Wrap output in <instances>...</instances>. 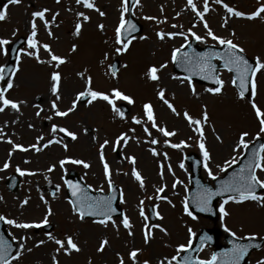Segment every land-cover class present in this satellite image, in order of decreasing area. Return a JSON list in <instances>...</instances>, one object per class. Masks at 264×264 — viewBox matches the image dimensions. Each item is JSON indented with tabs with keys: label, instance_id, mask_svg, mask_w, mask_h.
Wrapping results in <instances>:
<instances>
[{
	"label": "rangeland",
	"instance_id": "1",
	"mask_svg": "<svg viewBox=\"0 0 264 264\" xmlns=\"http://www.w3.org/2000/svg\"><path fill=\"white\" fill-rule=\"evenodd\" d=\"M90 2L95 5L94 8H85L82 3L77 4L76 0H21L19 4L8 5L7 18L0 21V39L9 41L7 45L0 47V66L4 67L7 63L9 45L21 36L27 38L16 61L18 70L15 69V75L9 77L13 79V87L5 93L8 99L22 103L19 104V111L7 107L0 112V129L3 131V139H0L2 169L0 215L17 223H40L50 207L51 215L47 219L53 226L52 230L47 232L43 230V225L39 228L20 229L6 223V228L17 247L15 253L19 250L21 237L26 238L23 241L25 249H31L30 252L23 251L19 259L10 260V264H54L53 257L55 264H120L121 259L123 264H144V261H148L149 264H160L162 260L168 264L173 256L177 258L183 252H178L179 245H188L189 239L192 243L204 227L221 228L223 242L225 235L231 233L242 239L252 234L256 238H263L264 205L256 201L249 200L243 203L229 201L224 205L228 215L223 220L219 217L215 225L210 219L205 217L192 219L184 212L190 188L188 176L190 170L185 162V155L190 152L196 153L203 161L204 179L212 181L213 178L204 168L205 161L199 148L200 134L194 130V126L188 124L183 113L186 111L194 119H200L203 111H207L208 121L202 122L203 142L211 156L207 163L214 177L223 175L226 169L236 164H232L231 160L235 158L237 162L246 150L243 147H236L242 132L248 133L245 137L247 144L258 137H264V133L260 132L259 119L251 107V101L254 100L264 112V71L256 75L255 97L251 95L250 98H241L235 84L232 83V75L225 70L220 71V78L224 81L220 94L213 95L206 91L211 86L191 80V87L195 88L194 94L187 81L181 83L186 76L176 73L173 69L172 52L186 44L184 38L166 36L161 40L157 33L184 32L188 35V29H191L204 37L203 41H198L200 45H220L207 36V30L204 28L206 21L215 35L232 40L244 49L247 56L255 60L259 57L264 62V13L249 20L231 16L223 7L226 3L235 10L251 13L264 5V0H223L221 4L209 0V11L205 13L204 21L187 6V0H139L134 5L132 13L134 19L142 25V31L134 36L136 38L122 53L116 52V48L121 45L116 43L115 33L120 21L122 0ZM1 3L3 7L2 0ZM194 3L197 10H203V0H194ZM44 9L48 10L45 12L44 20L35 19L34 39L37 42L40 60L45 61L38 63L34 57L23 54V51H36L28 48V37L32 31V13ZM100 12L104 15L101 16ZM78 13H83L89 19L84 20L77 15ZM124 18L127 21L128 12L124 13ZM225 19L227 24H224ZM78 22L81 29L79 35H76L75 25ZM99 25H103V29L98 27ZM190 39L192 37L189 35L188 41ZM44 44L50 46L52 54L64 58L65 63L58 68L55 62L47 63L50 56L42 47ZM73 45H76L75 51L72 50ZM115 60H118L120 65L119 72L113 77L110 66ZM162 64L166 66L160 68ZM153 66L159 69L157 72L159 79L156 81L148 79L147 76L149 68ZM53 71H59L61 74L60 100L57 101L61 111H66L76 94L85 90L88 77H91L93 90L111 95L112 89H118L124 95L130 96L134 103L114 99V104L120 111L121 105L128 108L123 118L116 115L106 101L99 99L92 104L80 101L76 109L67 116H55L51 108V103L55 100L51 93L50 81V74ZM78 73H83V76ZM7 80L0 79V89L7 86ZM161 88L165 90V98L174 105L179 115L174 114L158 98L157 92ZM145 103L152 105L157 125L175 132L174 136L164 137L157 129L151 127V123L144 115ZM49 116L52 118L48 119ZM133 117L140 119L141 124H136ZM52 125L76 133L77 139L72 140L64 133L57 132L55 140L60 143L42 147L49 139H53ZM145 127L149 130L147 133L144 131ZM122 133L128 137L127 143L115 144L116 138ZM41 136L43 140L37 144V138ZM9 139L28 150L12 151V145L7 143ZM152 139H156L158 143L151 144ZM165 139L169 144L164 143ZM105 140L109 143L105 145L103 153L110 168L111 180L123 192L121 207L124 214L112 219L115 227L111 221L107 226L91 219L81 221L69 203L64 181L69 171L73 169L92 189L108 191V182L104 178L103 164L99 157L100 145ZM181 141L187 146L182 145L180 148L170 146ZM32 144L41 147V151L37 152L30 148L29 145ZM64 145H67L66 149ZM153 148L158 155L152 154ZM128 157H134L135 163H131ZM66 158L82 160L89 167L85 168L82 164L71 162H66L61 167L59 161ZM5 161L9 163L7 169H3ZM226 161L229 162L228 165L225 164ZM181 164L183 168L180 167ZM53 165L55 167L49 172L48 168ZM17 167L34 172L35 175L21 176L16 171ZM133 167L143 178V188L132 176ZM14 172L21 178L17 192H11L5 184ZM256 172L257 176L264 180V172L259 169ZM177 181L179 183H176ZM173 183H176L175 188L172 187ZM162 186L165 187V191L159 195L166 196L167 200L157 198L156 189ZM52 190L55 191L54 195ZM260 195L264 196V191ZM149 197L152 199H148ZM25 199L28 202L22 206L21 202ZM141 200L145 215L148 217L147 221L140 216ZM223 201L219 202V206ZM150 207L154 208L162 219L157 216L154 220L150 219ZM124 215H127L132 225L131 235L121 224ZM146 222L149 226L158 224L166 230L153 228L147 244L143 235ZM225 227L229 231L226 232ZM188 229L195 235L190 237ZM48 233L61 241L72 237L80 250L72 251L70 254L63 250L57 252L58 245L54 240H49ZM102 240H107L108 243L102 252H98ZM39 241L44 243L39 244ZM135 249H139V252L133 261L129 253ZM211 254L212 248L206 246L199 253V257L205 259ZM262 258L264 247L251 255L249 264H256L257 260ZM171 264H178L177 259Z\"/></svg>",
	"mask_w": 264,
	"mask_h": 264
},
{
	"label": "snow or ice",
	"instance_id": "2",
	"mask_svg": "<svg viewBox=\"0 0 264 264\" xmlns=\"http://www.w3.org/2000/svg\"><path fill=\"white\" fill-rule=\"evenodd\" d=\"M21 0H7V3L3 5V7H0V21H4L7 18V8L8 5H13V4H19ZM139 0H133V4L135 5L138 3ZM77 4H83L85 8H94L95 5L90 2V0H76ZM216 4H221L223 3V0H215ZM203 10L199 11L197 10V5L194 3V0H187V6L191 8V10L195 13V15L201 20L204 21V16L205 13L209 11V0H203ZM223 7L226 9L227 13L231 16L235 17H240V18H246L249 20L255 19L261 15V13H264V5H261L258 7L255 11L251 13H244L238 10L233 9L230 7L228 4L224 3ZM99 11V9H96ZM47 9L41 10V11H36L32 13L33 17V22H32V31L30 36L28 37V48L36 51H23V54L28 55L29 57H34L38 63H45V61L40 60V57L38 55V46L37 42L35 41L34 37L36 36V24H35V19L39 18L41 20H44L45 12H47ZM128 11L127 7V0H122V11L120 15V21L119 24L117 25L115 29L116 33V43L118 45H121L120 47L116 48L117 53H122L126 51L131 43L132 40H134L136 37L132 36L130 37L127 41H122V32L125 30V25L127 24L129 28L134 29V25L130 24V22H127L124 18V13ZM101 16L104 15L103 12L99 13ZM78 16L83 17L84 20H88L89 17L84 16L83 13H78ZM179 15V14H178ZM145 19H155L154 17H145ZM47 26V22H45ZM224 24H227V19H225ZM223 26V25H222ZM101 29H103V25H99ZM173 27H177L176 25H173ZM204 28L207 30L206 34L208 37H210L213 41L218 42L220 45H225L226 46V51L223 55L219 54H212V55H217V58L221 59L224 61V67L227 68L229 71H235L237 73V76L233 78L232 83L236 84L237 79H239V96L241 98H244L245 92L248 91L247 85L250 83L251 84V95L252 97H255L257 94V85H256V75L260 71H264V62L260 60L259 57L256 58L255 60V65L254 67L248 63V61L245 59L243 52L244 49L240 48L237 44H235L232 40H226L222 37H219L215 35L212 30L209 28L208 24L206 21H204ZM81 29V24L78 22L75 25V34L79 35ZM49 35L51 33L49 32ZM189 35L194 38L197 41H203L204 37H201L197 35L195 32H193L191 29H188V35H186L184 32H171V33H164V32H158L157 36L159 39L163 40L167 36L168 38H172L175 36H181L184 38L185 43L188 41ZM140 39H145V37H140ZM9 41L5 39H0V47L7 45ZM45 51L49 53L50 60L47 61V63L51 64L55 62V66L58 68L61 64L65 63L64 58L57 56L55 54H52L50 46L47 44H44L42 46ZM183 47V45H181ZM76 45H73L72 50L75 51ZM180 53V48L174 49L172 52V59L175 61L177 58V54ZM184 59L188 61L190 65V70H194L197 74H204L203 78L204 79H213L214 83L216 84V87H210L207 88L206 91L213 94V95H218L222 92L224 81L221 80L218 76H212L211 73L213 72L214 66L211 64V55L210 54H194L193 56H189L188 53L184 54ZM166 65L162 64L160 65V68H164ZM249 69H251V74L249 78ZM18 70V68L16 69ZM10 73V76L15 75V71ZM110 71L111 75L113 77L116 76V71L112 66H110ZM159 69H157L155 66L149 68L147 76L148 79L152 81H156L159 79L157 72ZM78 75L83 76V73H78ZM0 79H4V74H3V66H0ZM178 79V77H177ZM50 81H51V93L53 96H55V100L52 101L51 103V108L54 110L53 114L58 117H65L69 113L73 112L78 103L82 100H84L86 97L87 103L92 104L96 100H103L106 101L109 105L112 106V110L116 115L120 116L123 118L124 113L121 112L118 108H116L114 104V99H122L127 101L129 104L134 103V100L127 95H124L122 92H120L118 89H112L111 95L108 93L100 92L93 90L91 87V77H88L86 80V87L84 91L78 92L75 96V99L72 100L71 106L67 108L66 111H61L59 110L57 106V101L60 100V95H59V86L61 82V74L59 71H53L50 74ZM187 81L189 83V86L191 87V75L184 77L181 80V83H184ZM13 87V79L9 78L7 80V86L3 89H0V112H3L5 108L11 107L12 109L19 111V104L22 102H17L11 99H8L5 95V93ZM192 92L195 94V88L191 87ZM158 98L170 109L174 114L179 115L177 113L176 108L172 103L169 102L168 99L165 98V90L161 88L157 92ZM251 107L255 111L256 117L259 119L260 123V132L264 133V112L261 111V109L257 106V104L253 101H251ZM143 111L144 115L147 119L148 122L151 123V127L154 129H157L164 137H171L175 135V132L173 131H168L164 127H159L155 121V115L152 109V105L150 103H145L143 105ZM37 115H39V112H37ZM184 119L188 122L190 126H194V130L200 134V141H199V148L200 151L203 154L204 157V168L207 171V174L215 179L213 176V173L211 169L208 167V161L211 159L210 153L207 151L205 144L203 142V129H202V122L207 123L208 121V114L207 111L204 110L202 113V116L200 119H194L192 116L188 114V112L183 113ZM52 117L49 116L48 119H51ZM133 121L136 124H141V120L137 119L136 117H133ZM31 127V125H29ZM144 131L147 133L149 130L147 127L144 128ZM51 132L53 133V139H49L46 144H44L42 147H48L49 145L53 143H60V141L55 140V133L61 132L64 133L66 136L71 137L72 140H76L77 136L76 133L69 131L66 128L63 127H58L57 125H52ZM150 135V133H149ZM248 135L247 132H242L240 134L239 138V143L236 145L237 148H247L248 144L245 141V137ZM0 139H3V131L0 129ZM217 139H220L217 137ZM43 140V137H38L37 138V144L39 141ZM128 137L125 134H121L116 138L115 144L119 145L121 142L127 143ZM7 143L12 145V151H15L17 149L21 151H27V148H24L20 144H15L12 142L11 139L7 141ZM109 143L108 140H105L103 144L100 145V153L99 157L100 160L103 164V174L104 178L108 182V187L109 190L111 191L114 187L112 180H111V172L108 163L105 161L103 149L105 145ZM151 144L155 145L158 143L156 139H152L150 141ZM165 144H169V141L165 139L164 141ZM37 144H32L29 145L30 148L34 149L35 151L39 152L41 151V147H38ZM187 146L184 141H181L179 144H171L170 146L172 148H180L181 146ZM65 149L67 148V145H64ZM260 149L264 151V145H260ZM114 150H116L114 148ZM152 154L158 155L156 150L153 148L151 149ZM11 155V151L9 152V156ZM165 158L166 154H165ZM129 161L131 163H135V158L134 157H128ZM66 162H71L73 164L80 165L82 164L83 167L88 168L89 165L85 163L82 160L78 159H70L66 158L65 160H60L59 164L61 167L65 165ZM231 163L234 164L236 163L235 158L231 160ZM226 165L229 164V162H225ZM9 167L8 161H5L3 164V169H7ZM55 165L51 166L48 168V171H52ZM181 168H183V164L180 165ZM247 168L249 171L245 172L243 169L241 172L237 175V177L231 181V182H225L224 184L221 185L220 188L217 189L216 192H211L210 190L206 191L205 197L200 201V204L203 206H199V211L201 212H207L210 211L209 207L207 206L208 201L211 200L212 196L214 195H221L222 192H227V193H232L231 195H228L226 199H224L223 203L220 204L219 210H220V218L221 220L224 219L225 216L228 215V213L225 211L224 205L227 204L229 201H232L234 203H243L245 201H256L260 203L261 205H264V196L258 195L257 194V187L259 186L261 189H264V180H261L257 174L256 170L259 169L260 171L264 172V156H260L259 154L256 155V159L254 163H249L247 165ZM2 170V169H0ZM224 169H221L223 171ZM16 171L21 175H35L34 172H30L27 170H21L19 167L16 168ZM169 171H171V168H169ZM163 173L161 172V176ZM132 176L135 178L136 181L139 182L140 187H144V181L140 173L135 169V167L132 168ZM176 183H179L177 181ZM176 183H173L172 187H176ZM66 184L69 189L72 190V195L73 197H76L75 200L69 201V203L72 205V210L73 212L78 216V218L83 221L86 215H98L101 216L102 219L98 221L100 225L107 226L108 222H112L113 226L115 227V222L112 221V213L116 211L115 208L112 207L111 201L114 197H107V198H101L100 200H92L90 197H85L83 196L82 190L76 186L73 185L70 181H66ZM57 191L59 190V185L56 186ZM165 191V187H159L156 189L157 193V198L161 200H167L166 196H161L159 195L160 193H163ZM54 195V194H53ZM41 199L43 200V196H41ZM148 199H152V197H149ZM27 199L21 202V205L23 206L24 204H27ZM121 202H123V194L121 192ZM47 204V201H45ZM169 203H171L169 201ZM140 216L144 218L145 221L148 220V217L145 215L144 209H143V201H140ZM184 212L192 217V219H196V217L193 215V213L189 210V207L187 203L184 205ZM51 215V208L49 207L47 209V213L45 215V218L43 221L40 223H27V222H22V223H17L14 220L7 219L6 223L9 225H12L16 228L20 229H29V228H39L43 224L48 223L47 217ZM153 215L157 216L158 218L162 219L160 214L158 212H153ZM6 218L2 215H0V220H5ZM121 224L125 229L129 230V235H131V223L129 221V218L127 215L123 216V219L121 220ZM153 228H158L160 231H166L164 228H162L158 224H153L151 226L148 225L146 222L144 224V242L147 244L149 242V239L152 236V229ZM225 231H229L227 227H225ZM189 236L195 235L191 229H188ZM233 236H235V233H231ZM48 238L49 240H54L56 245H58V248L56 249L57 252L63 250L66 254H70L72 251H79V247L76 243L73 242L72 237H67L66 241H61L60 239H55L51 233H48ZM26 238L21 237V243L19 244V250L15 253L14 256L9 257L8 255V246L5 245L2 241H0V264H10V259L11 260H16L19 259V257L22 255L23 251H31V249H25V243L23 242ZM205 239H210V237H201V240L204 241ZM249 240L255 239V235L252 234L248 237ZM39 244H43L44 241H39ZM108 243L107 240H102L100 243L99 248L97 249L98 252H102L104 250L105 245ZM191 245V239H189L188 245H179L178 247V252L179 251H184L187 249L188 246ZM249 247H253V245L249 244H234L233 248L229 251L224 253L225 256L229 257V260L227 264H240L241 259L244 258L247 250ZM139 252V249H135L129 253V257L135 261L137 254ZM176 256H173L171 258V261H168V264H171L172 261H176ZM53 261L55 264V257H53ZM218 261V254L213 253L209 259H196L195 261H191V258H186L183 261H179L178 264H217ZM120 264H123V260L121 259ZM144 264H149L148 261H144ZM160 264H165V261H160ZM223 264V262H221ZM256 264H264V258L257 260Z\"/></svg>",
	"mask_w": 264,
	"mask_h": 264
},
{
	"label": "water",
	"instance_id": "3",
	"mask_svg": "<svg viewBox=\"0 0 264 264\" xmlns=\"http://www.w3.org/2000/svg\"><path fill=\"white\" fill-rule=\"evenodd\" d=\"M5 1H7V0H5ZM128 2H129V9H131V6L133 5V0H128ZM129 22H130V24L134 25L135 27H134V29L129 28L128 25L125 27L124 34H123V37L125 40H128L130 37H132L136 33L140 32V30H141V26H139L133 20L132 17L130 18ZM23 43H24V39L20 38L17 42H15L11 46L10 60H9L8 65L5 68L4 78H6L10 74L12 69L14 68L13 63L15 61L16 54L18 52L19 47ZM225 51H226L225 45L222 47L211 46V45L205 46V47H200L197 45L195 40H192L190 43L187 44V46L184 49L180 50V53L177 54V58L175 60V70L177 72L184 73L188 76L191 75V78H193L199 82L207 83V84H211V85L216 86L213 79H204L203 78L204 74H197L194 70H190V65H189L188 61L184 59V54L188 53L189 56H193L194 54H210L211 55V64L214 66V69H213V72L211 73V75L215 77V76H218V69L219 68H225V67H224V61L218 58L220 60V63H216L215 59L217 58V55H212V54L223 55L225 53ZM243 55H244L245 59L248 61V63L254 67L255 61L248 58L245 54H243ZM113 68L117 72L118 62H115ZM231 72L234 74V77L237 76V73L234 70ZM250 74H251V69H249V78H251ZM236 84L239 87V79H237ZM247 88H248V91L245 92V95H249L250 88H251L250 83L247 85ZM260 145H264V141L262 139H259L256 143H254L253 145H251L249 147V150H248L246 156L242 159V161L239 163L238 166L229 170L228 173L223 178H218L215 180V183H216L215 188H213L208 182L206 183L202 180L201 175H200V162L198 160H193L192 158H194V157L190 158L192 161L191 182L193 184V187H192V190H191V193L189 196V204H190V208H191L192 212L195 214H203L205 216H208V217L216 220V218H217V212H216L217 200L219 198L231 195L232 193L222 192L221 195L212 196L211 200H209L208 204H207L210 211H207V212L199 211V206H203L202 204H200V201L205 197L206 191L210 190L211 192H216L217 189L220 188L221 185L224 184L225 182L233 181L237 177V175L241 172L242 169L245 172L249 171V169L247 168V165L249 163H254L255 159H256V155L257 154L260 155V153H261ZM72 174H73V177H72V179H70V182L73 185L78 186L82 190L81 194L83 196L90 197V198H92V200H100L101 198H107L109 196L114 197L111 201V204H112V207L116 209V211L113 212L111 215L114 216V215L121 214V211L117 205L118 189L116 187H114L113 192L110 195L109 194L108 195H102L100 193L92 194V192L90 191V189L88 187L84 186L83 184H81L78 181V178L76 177L74 172H72ZM19 182H20L19 178L16 175H13L7 181V185L9 186V188L11 190L16 191L18 189ZM260 190H261V188L258 186L256 191L258 192ZM70 197L72 200L76 199V197H73L71 189H70ZM85 217L102 218L101 216H98V215H86ZM48 227L50 228V226H48ZM201 237H210V239H205L204 241H202ZM218 237H219V231L217 229H213L210 231L204 229L202 234L199 236V238L196 242V245L191 247L189 250H187L186 254L181 256L179 261H183L186 258H191V261H195L197 259V253L201 249L202 245L205 244L206 242H210L211 244L216 246V250L214 253L218 254L217 264H221V262H223V264H227L229 257L225 256L224 253L229 252L233 248L234 244L253 245V247L248 248L244 258L241 259V261H240V264H246L249 253L253 249L261 247L262 244L264 243V240H262V241H256V240L240 241V240H236V239L230 237L228 240L230 241L231 245L229 247H225V246H221L217 243ZM0 241H2L5 245L8 246V255H9V257H11V255L14 252L16 247L12 243L7 231L5 230L3 220H0Z\"/></svg>",
	"mask_w": 264,
	"mask_h": 264
},
{
	"label": "bare ground",
	"instance_id": "4",
	"mask_svg": "<svg viewBox=\"0 0 264 264\" xmlns=\"http://www.w3.org/2000/svg\"><path fill=\"white\" fill-rule=\"evenodd\" d=\"M165 106V105H164ZM166 107V106H165ZM161 109H163V108H161Z\"/></svg>",
	"mask_w": 264,
	"mask_h": 264
}]
</instances>
